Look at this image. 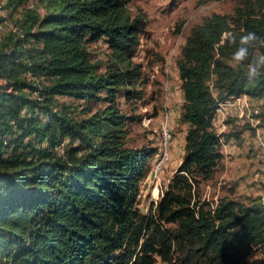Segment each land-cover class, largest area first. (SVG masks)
Returning <instances> with one entry per match:
<instances>
[{
    "label": "trees",
    "instance_id": "16d2710c",
    "mask_svg": "<svg viewBox=\"0 0 264 264\" xmlns=\"http://www.w3.org/2000/svg\"><path fill=\"white\" fill-rule=\"evenodd\" d=\"M131 1L41 0V12L6 0L22 12L0 40V264H249L264 247V193H202L223 143L236 139L216 131L221 103L264 101V69L251 80L247 69L264 45L251 42L249 58L233 60L241 36L264 40V0H237L233 14L191 28L177 61L185 152L148 212L141 181L157 148L128 145L133 117L121 104L143 96L134 57L148 18ZM99 39L105 60L90 49Z\"/></svg>",
    "mask_w": 264,
    "mask_h": 264
},
{
    "label": "rangeland",
    "instance_id": "374dc122",
    "mask_svg": "<svg viewBox=\"0 0 264 264\" xmlns=\"http://www.w3.org/2000/svg\"><path fill=\"white\" fill-rule=\"evenodd\" d=\"M5 4L6 0H0V40L13 25L17 29L22 12L19 8L12 14ZM28 4L45 11L41 0H28ZM236 4L237 0H132L129 3L133 13L140 9L146 13L148 26L134 57L143 66L137 85L143 96L133 101L121 100L125 111L133 117L128 121L127 143L129 146H153L157 153L165 151L160 164L156 154L148 161V175L141 181L139 204L143 212H148L152 202L159 199L161 189L168 186L185 152L189 124L181 118L184 94L177 61L187 36L193 26L214 12L233 14ZM90 49L96 59L105 60L109 55V48L102 39L94 41ZM81 108H75L74 113L78 117H82ZM261 109L259 116H253L250 108L240 105L238 115H229L225 119L228 123H225L223 132L232 133L236 139L225 141L222 152L233 145H237V150L232 151L234 154L223 152L224 157L213 176L203 180L202 193L207 198L217 200L224 195H263L264 172L258 168L260 159L256 134L257 130L264 129V101ZM229 117H235L237 122L228 120ZM215 128L219 131L220 124ZM165 129L169 131V140H166L168 134H165ZM231 140L235 143H230ZM157 264L166 263L158 259ZM249 264H264V247L250 258Z\"/></svg>",
    "mask_w": 264,
    "mask_h": 264
},
{
    "label": "bare ground",
    "instance_id": "6f19581e",
    "mask_svg": "<svg viewBox=\"0 0 264 264\" xmlns=\"http://www.w3.org/2000/svg\"><path fill=\"white\" fill-rule=\"evenodd\" d=\"M169 64L171 65V61L170 60H169ZM240 105H244V106H247L248 108H250V113L252 115L253 114H255V115H258L259 114L260 115V113L262 111L261 105H263V99L257 100L256 98L251 97V96L245 94V95H240V96L232 97L228 101L222 102L221 105H220V107L217 110V113H216V116H215V120H214V125L216 127H218L219 126V123H220V128H219V131H218L219 133H221V132L224 131V129H225L224 128V125L226 123L225 119L229 115H234V116L235 115H238V107ZM219 109H221V112H220ZM240 115L242 116L243 114H240ZM241 120L244 121V119H241ZM168 129H166V131H168ZM164 132H165V130H164ZM169 137H170V135L168 133V140L170 139ZM256 145L258 146V154H259V159H260V164H259L258 168L261 171L264 172V132L263 131L257 130V134H256ZM235 146H237V145H235ZM62 148H64V145L62 146ZM164 152L165 151H163L162 153H157L156 155H158L159 158L162 159L164 157V155H165ZM262 193H264V189L262 190Z\"/></svg>",
    "mask_w": 264,
    "mask_h": 264
},
{
    "label": "clouds",
    "instance_id": "9594fccd",
    "mask_svg": "<svg viewBox=\"0 0 264 264\" xmlns=\"http://www.w3.org/2000/svg\"><path fill=\"white\" fill-rule=\"evenodd\" d=\"M260 40V43L264 45V40L258 38L255 33H248L247 35L240 37V47L233 54V60L237 63L243 62L249 58V45L251 42ZM235 43V40H233ZM248 78L255 79L261 74V70L264 69V54H253L251 62L247 65Z\"/></svg>",
    "mask_w": 264,
    "mask_h": 264
},
{
    "label": "crops",
    "instance_id": "0c3cea01",
    "mask_svg": "<svg viewBox=\"0 0 264 264\" xmlns=\"http://www.w3.org/2000/svg\"><path fill=\"white\" fill-rule=\"evenodd\" d=\"M236 121V120H235ZM227 123H228V121H226ZM237 122V121H236ZM220 124V123H219ZM224 128H225V125H224ZM244 136H245V132H244ZM234 141L233 140H231V142L230 143H233ZM235 143V142H234ZM236 147L237 146H235V145H233V146H230L227 150H225V149H223V152H231V153H233L232 151H236L237 149H236ZM234 154V153H233ZM259 186V185H258ZM261 192H262V189H261Z\"/></svg>",
    "mask_w": 264,
    "mask_h": 264
},
{
    "label": "built area",
    "instance_id": "2783aa9c",
    "mask_svg": "<svg viewBox=\"0 0 264 264\" xmlns=\"http://www.w3.org/2000/svg\"><path fill=\"white\" fill-rule=\"evenodd\" d=\"M240 95V94H239ZM239 95H236V96H239ZM220 110V112H221V109H219ZM168 132L169 131H166V129H165V134H168ZM166 140H168V136L166 137ZM163 161V158L162 159H160L159 161H158V163L160 164L161 162ZM160 195H161V193H160ZM160 198V197H159Z\"/></svg>",
    "mask_w": 264,
    "mask_h": 264
}]
</instances>
